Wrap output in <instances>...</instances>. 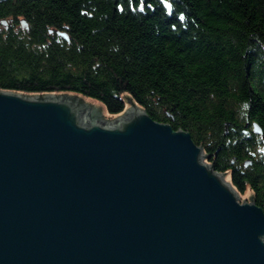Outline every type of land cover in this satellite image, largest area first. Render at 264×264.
Instances as JSON below:
<instances>
[{
	"label": "water",
	"instance_id": "obj_1",
	"mask_svg": "<svg viewBox=\"0 0 264 264\" xmlns=\"http://www.w3.org/2000/svg\"><path fill=\"white\" fill-rule=\"evenodd\" d=\"M232 187L131 100L0 89V264H264V213Z\"/></svg>",
	"mask_w": 264,
	"mask_h": 264
},
{
	"label": "trees",
	"instance_id": "obj_2",
	"mask_svg": "<svg viewBox=\"0 0 264 264\" xmlns=\"http://www.w3.org/2000/svg\"><path fill=\"white\" fill-rule=\"evenodd\" d=\"M162 1L0 0V89L82 96L110 117L131 100L224 171L242 124L264 125V0H168L171 15Z\"/></svg>",
	"mask_w": 264,
	"mask_h": 264
},
{
	"label": "flooded vegetation",
	"instance_id": "obj_3",
	"mask_svg": "<svg viewBox=\"0 0 264 264\" xmlns=\"http://www.w3.org/2000/svg\"><path fill=\"white\" fill-rule=\"evenodd\" d=\"M236 133L240 136L238 156L232 157L229 167L220 173L233 184L237 200L264 213V125L247 120ZM208 159L212 157L208 155Z\"/></svg>",
	"mask_w": 264,
	"mask_h": 264
},
{
	"label": "bare ground",
	"instance_id": "obj_4",
	"mask_svg": "<svg viewBox=\"0 0 264 264\" xmlns=\"http://www.w3.org/2000/svg\"><path fill=\"white\" fill-rule=\"evenodd\" d=\"M163 6H164V4H163ZM167 13H168V12H167ZM171 14H172V11H171ZM171 14H170V15H171ZM259 130H260V129H259Z\"/></svg>",
	"mask_w": 264,
	"mask_h": 264
},
{
	"label": "rangeland",
	"instance_id": "obj_5",
	"mask_svg": "<svg viewBox=\"0 0 264 264\" xmlns=\"http://www.w3.org/2000/svg\"><path fill=\"white\" fill-rule=\"evenodd\" d=\"M166 1H168V0H166Z\"/></svg>",
	"mask_w": 264,
	"mask_h": 264
}]
</instances>
